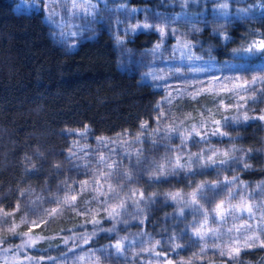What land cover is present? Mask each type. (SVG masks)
Listing matches in <instances>:
<instances>
[{
  "label": "trees",
  "instance_id": "16d2710c",
  "mask_svg": "<svg viewBox=\"0 0 264 264\" xmlns=\"http://www.w3.org/2000/svg\"><path fill=\"white\" fill-rule=\"evenodd\" d=\"M168 2L130 0L131 4L161 7L157 13L160 16L168 11ZM250 2H259L264 6V0ZM192 9L200 11L202 8L192 6ZM261 12L263 13L255 9L250 15H231L218 19L209 18L208 13L207 20L179 19L178 23L181 24L180 28L189 30L193 39L203 43L200 48H208L209 56L215 58V62L221 64L222 68L230 69L232 74H250L252 71L262 70L264 58L260 55H244L236 50L253 39L264 36V8ZM91 32L93 36L81 38L72 47L55 36L54 26L47 19L44 10L23 9L14 0H0V207L11 212L17 202H20L21 211L15 213L17 224L20 223L24 208L36 196L55 194L62 180L79 181L86 178L83 169L74 168V164L83 165L89 158L93 159L97 150L107 153L108 149L98 144L101 138L116 142L110 143V147L116 148L117 158L125 151L135 152L140 148L143 150L142 159L148 162L159 161L170 151L165 145L175 148L172 143L167 144V141L170 143L169 140L161 138L165 132L157 135L163 143L148 145L145 142L144 148L141 143L133 140L146 130L153 131L157 127L165 130L171 124L169 113L178 118L177 123L191 113L193 119L186 121V124L197 123L201 112L209 114L208 109L212 110L218 120L222 115L236 114L234 110L218 111L210 95H203L198 101H192L187 97L180 98L173 91L171 94L176 98L171 104L161 105L165 116L158 124L156 117L160 110L156 105L168 94L157 84L165 83V79H146L141 66L126 65L121 54L122 47H129L137 53L151 47L158 39V33L139 31L119 46L108 24L96 22ZM210 83L211 78L206 75L186 84L212 88ZM186 84L173 85L172 89L183 88ZM215 87L220 89L221 85ZM216 99H223L225 104L234 102L223 91ZM250 102L251 100L248 101L249 105ZM259 104L262 106H249L254 109L249 115H257L264 110V101ZM144 122L148 124L146 130L140 128ZM85 128L88 131L79 135L84 133ZM228 131L233 140L230 142L225 138L219 149L227 150L233 147V143L245 152L252 149L249 160L252 168L241 170V165H233L227 172H221L220 177L238 173L241 180L261 185L264 183V121L249 120L247 123L230 124ZM70 148L83 159L73 158L70 162ZM81 148L84 152L80 151ZM199 150V146L190 148L192 152ZM85 152H91V155L85 157ZM131 159L134 161L135 156ZM33 165L39 171L27 170L32 169ZM54 165L60 167L56 168ZM124 166H129L127 158ZM208 171L211 172L210 175H195L191 179V174L180 173L153 186H149L147 176H143L139 183L146 194L180 190L187 192L194 183L217 178L215 171ZM21 192L25 195L21 196ZM91 195L84 193L78 198L77 205L81 210L84 207L83 201L90 199ZM259 195L261 197V192ZM156 201L145 209L143 215H148V220L144 226L138 219L130 216L123 217L128 222L121 224L130 231L133 230L134 236L143 226V230L151 236L163 240H167L170 234L181 232L167 229L168 218L175 211L174 205L165 201L163 195L158 196ZM185 213L189 214L190 211L186 209ZM95 218L101 221L99 227L109 228L113 224V221L105 218L103 211ZM89 219L90 216H80L74 211L65 210L47 224L33 228L30 234L50 238L42 239L39 245L47 254H57L63 245L61 241L65 232L78 229L87 231L85 233L88 234L93 232L96 226L87 223ZM231 223L230 220L229 226ZM28 231L29 226L26 224H20L17 228L18 233ZM186 232L187 235L180 241L185 247L180 250L179 255L170 253L169 258L173 260V264L190 258L192 264H224L225 261L227 264H237L236 261L220 256L211 246L207 252L201 253L200 247L190 238L191 231ZM96 234L92 239H96L97 244L108 239L106 232ZM5 236L8 243L12 244L22 238L0 230V237ZM227 239L226 235L224 240ZM109 251L113 253V249ZM145 259L148 257L142 255L138 260L124 259L123 262L141 264ZM159 259L163 260V257ZM112 260L114 254L107 256L103 264ZM238 264H264V248L242 250Z\"/></svg>",
  "mask_w": 264,
  "mask_h": 264
},
{
  "label": "snow or ice",
  "instance_id": "6c2138e0",
  "mask_svg": "<svg viewBox=\"0 0 264 264\" xmlns=\"http://www.w3.org/2000/svg\"><path fill=\"white\" fill-rule=\"evenodd\" d=\"M183 2L186 4L188 0H183ZM92 7L91 0H70V6L66 9L69 16L64 27L72 23L74 17H79L81 14L84 16L92 15ZM217 7L220 15L224 17L229 15L228 0H221ZM240 11L247 13L249 10L241 9ZM54 15V12L51 13L49 19ZM57 27L60 25L58 24ZM135 29H154L162 35L165 34L164 27H157L147 22L136 25L133 30ZM60 31L63 35L62 27ZM70 34L74 35L75 33ZM160 47L161 45L157 44L153 51L155 52ZM177 47H181V45ZM182 47L187 49L189 44L184 43ZM236 51L247 53L250 56L260 55L264 58V36L253 39L249 44ZM155 78L168 79L167 77ZM225 79L228 83L221 82L220 89H217L215 85L212 88H206L197 87L195 84H186L185 87L175 88L174 91L180 98L187 97L192 101H198L203 95H210L213 97L218 111L220 109L225 112L234 110L235 115H222V118L218 120L215 119L212 110L208 109V115L201 112L200 120L189 125L186 124V121L193 119L191 113H188L184 120L179 123H177L178 118L169 113L171 124L167 125L163 139L170 141L175 135L179 144L175 148H172L171 145H165L166 149H170V151L159 161L148 162L146 159H142L143 150L140 148H137L135 152L125 151L117 158L116 148L110 147V143L116 142H109L105 138H101L98 140V144L102 148L108 149L107 153L97 150L93 159L87 160L83 165L74 164V168L83 169L85 179L79 181L62 180L55 194L36 196L24 208L19 224L15 222V213L21 211L20 202H17L15 209L11 212L0 207V230L13 236L19 235L25 238L21 244L16 246L18 250L35 248L39 240L50 238L31 236L30 232L33 228L47 224L49 220L61 215L65 210L74 211L80 216H90L91 219L86 222L96 226L90 234L75 233L67 238L62 237L67 252H75L77 248L88 245L97 232L109 234L116 232L118 223L126 224L128 222L126 219H122L123 217L130 216L133 219H138L139 223L144 225L147 220V216L143 215L145 209L148 205L156 203L158 196L163 195L165 201H171L176 206V215L183 217L186 209L190 211L192 215V223L188 225L191 229L190 238L193 243L200 247L201 253L207 252L211 246L218 251L220 256L227 257L228 260L236 261L238 264L242 250L255 247L264 248V183L257 185V190L261 192V198H257L248 193V186L238 176L229 177L225 175L220 177L221 172H227L233 165H241V170L251 169L252 165L249 160L253 150L248 149L245 152L235 147L234 143L233 147L227 150L210 146L212 137H216L220 142L225 138L232 142L233 138L228 131L230 124L247 123L249 120L264 121V110H261L257 115H249V112L254 109H251L248 104L249 100L253 102L264 101V75H253L250 78L238 75ZM188 89H192V91H188ZM221 91L226 92L229 100L234 102L225 104L223 99H216ZM175 98L169 93L163 101L157 103L156 108L160 110L156 117L158 124L165 116L161 105L171 104ZM140 128L146 130L148 128L147 122L142 123ZM87 131L88 129L85 128L84 133H79V135H84ZM153 131L159 134L160 128L157 127ZM136 141L141 142L140 136L136 137ZM122 143L126 144L128 141H122ZM152 143L156 144L157 141L152 140ZM194 146H199L200 150L198 152L190 151V148ZM80 151L84 152V149L81 148ZM84 155L87 157L91 154L85 152ZM132 156H135L134 161L131 159ZM73 158L83 159L70 148L68 159L71 162ZM125 158L128 159V167L124 166ZM54 167L59 168L60 166L54 165ZM27 170L39 171L35 165L32 166V169ZM208 170L215 171L217 178L194 183L187 192L180 190L146 194L139 183L143 176H147L149 186H153L169 177L180 175V173L191 174L190 179L195 175H210L211 172ZM84 193H91L92 195L90 199L83 201L84 207L81 210L80 206L77 205V200ZM20 195L24 196L25 193L21 192ZM100 211L105 213L106 219L113 221L111 227H99L101 221L95 217ZM230 220L232 223L229 226ZM20 224L28 225L29 231L18 233L17 228ZM186 235V231H181L170 234L167 240H163V238L156 239L141 229L132 239H129L128 236H120L106 248L95 251L89 249L90 255H79L77 259L80 264H84L85 261L87 264H103L104 259L113 254L109 249H114L115 254L124 257L125 260L129 259L126 252L132 251V260H138L142 255L157 258L145 259L141 264H173V260L169 258L170 253L175 252L179 255L180 250L185 247L180 242L181 238ZM226 235L228 239L225 241ZM6 243H8L7 237H0V247ZM3 250L7 253L12 251V248L3 247ZM160 257H163V260L159 259ZM26 259L29 264H42L45 257L26 256ZM47 259L55 258L49 256ZM177 264H192V259L178 260ZM224 264L227 262L225 261Z\"/></svg>",
  "mask_w": 264,
  "mask_h": 264
},
{
  "label": "rangeland",
  "instance_id": "374dc122",
  "mask_svg": "<svg viewBox=\"0 0 264 264\" xmlns=\"http://www.w3.org/2000/svg\"><path fill=\"white\" fill-rule=\"evenodd\" d=\"M16 5L19 8L23 9H42L44 10L47 19L54 26L55 36L58 37L61 41L68 43L70 46H74L78 40L85 37L93 36L92 29L95 26L96 22L101 24H108L113 33L117 38L119 46L127 41V38H131L135 33L139 31H155L154 29H135V26L138 24L149 23L157 27H164L165 34L158 33V39L151 45V47L143 50L140 53L133 51L129 47H122V58L126 65L131 66H141L142 72L145 74L146 79L155 78V77H167L163 84H157L158 87H161L165 90L166 94L172 93L173 85H184L187 82H194L195 79L205 77L206 75L211 78L212 83L210 86L215 85L219 86L221 82L228 83L225 79L226 77L242 76L244 78H250L253 75H264V67L260 71H252L248 73H236L232 74L229 70L222 68L221 64L215 62V58L209 56L208 48H200L203 46L201 41L195 40L191 37L189 30H184L180 28L178 23L179 19L190 20V19H218V18H227L231 15L239 16L242 14L250 15L256 11L259 13L264 8L263 4L259 2H250V0H228L229 8L227 17H224L219 14L218 3L221 0H188L185 4L183 0H168L166 4L168 6V11L165 15H157L161 10L159 7H154L153 5H136L131 4L130 0H91L93 7L91 8L92 15L84 16L81 14L79 17L72 18V23L68 24L67 27H64L66 20L68 19V12L66 11L67 7L70 6V0H14ZM193 7L200 6L202 9L196 11L192 9ZM241 9H248L247 13L241 12ZM55 13L54 16L49 19L51 13ZM200 16V17H199ZM60 27H57V25ZM75 25V26H73ZM63 28V35H61L60 28ZM70 33H75L74 35ZM188 43L189 47L187 49L183 48L182 45ZM160 44L161 47L155 52L153 49L156 48V45ZM181 45V47H177ZM248 55L247 53H242ZM198 58V59H197ZM214 70V71H212ZM202 75V76H199ZM162 80V79H160ZM223 80V81H222ZM260 101L250 102L249 106H262L259 104ZM192 124V123H191ZM190 125V124H189ZM165 132L160 128L159 134L154 131H144L143 135L140 136L141 147H145V142L148 145H153L152 140L163 143L157 135H161ZM163 139V137H161ZM165 140V139H163ZM136 141V140H133ZM138 142V141H136ZM173 147H176L179 144V140L174 135L169 141ZM216 137L211 138V145L213 147L221 148L222 145L218 143ZM207 146V145H206ZM91 153V152H90ZM254 153V152H253ZM90 160V158H89ZM231 176H239L238 173H232ZM240 179V178H239ZM241 180V179H240ZM243 181V180H241ZM246 184L248 193L252 194L257 198L260 197V191L257 190V184L252 183L251 181H243ZM255 202V201H254ZM171 204H173L170 201ZM174 205V204H173ZM174 207H176L174 205ZM169 224L167 229L170 230H181V231H191L188 227L192 223L191 213H185V216L180 217L174 213L168 218ZM148 220V215H147ZM146 220V221H147ZM144 226V225H143ZM143 226L141 227L143 229ZM117 231L114 233H107L108 239L104 242L96 243L95 240H91L88 245H84L75 250V252H67L63 242L62 247H60V252L57 254H47L40 245L39 240L35 248H26L23 251L17 249V245L22 243V240L25 239L22 237L18 242L6 243L3 247H10L12 251L4 252L3 247H0V264H29V261L26 259V256L45 257V260L42 264H80L77 257L79 255L88 256L91 249L95 251L97 249L106 248L110 243L120 236H128L129 239L134 237L133 230L130 231L129 228L124 227L123 224L118 223L116 225ZM87 231L83 230H73L67 231L62 236L67 238L75 233H85ZM36 237V235H32ZM94 236H97L95 234ZM94 238V237H93ZM39 249V251H37ZM65 253H67L65 255ZM114 260L108 262V264H128L123 262L124 257L118 256L115 254L113 249ZM126 255L129 259L133 256L132 251L126 252ZM54 257L55 259L49 260L47 257ZM150 259V257H148ZM133 261V260H131ZM105 263V259L103 261ZM87 264V261L84 262Z\"/></svg>",
  "mask_w": 264,
  "mask_h": 264
}]
</instances>
